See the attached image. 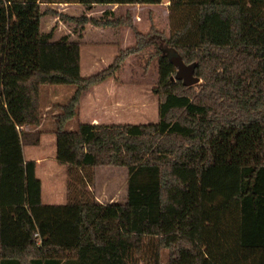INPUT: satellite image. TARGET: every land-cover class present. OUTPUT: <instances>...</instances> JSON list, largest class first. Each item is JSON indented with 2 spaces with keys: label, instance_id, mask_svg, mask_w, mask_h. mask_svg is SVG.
<instances>
[{
  "label": "trees",
  "instance_id": "trees-1",
  "mask_svg": "<svg viewBox=\"0 0 264 264\" xmlns=\"http://www.w3.org/2000/svg\"><path fill=\"white\" fill-rule=\"evenodd\" d=\"M46 1V2H45ZM0 0V264H264V0H169L168 37L131 16L65 17L49 0ZM94 5H159L161 0H74ZM130 27L135 44L110 66L80 73V43L53 40L41 20ZM152 35L198 83L185 87L159 49L153 124H65L83 92L117 76ZM75 85L54 119L55 161L66 171V204L44 205L35 162L42 86ZM97 166L127 170L126 198L99 204Z\"/></svg>",
  "mask_w": 264,
  "mask_h": 264
},
{
  "label": "rangeland",
  "instance_id": "rangeland-1",
  "mask_svg": "<svg viewBox=\"0 0 264 264\" xmlns=\"http://www.w3.org/2000/svg\"><path fill=\"white\" fill-rule=\"evenodd\" d=\"M64 1L74 2V0H49V2L54 3L43 4L42 10L52 9L57 13H62L65 17H80L85 15L90 18H100L104 12H110L111 18L124 17L127 13L131 16L133 27L138 32L146 35L151 25H153L158 33L164 37L169 36V0H161L159 5H137L130 6L131 8H129L126 5L113 7V4H105L94 5L88 9L81 4L77 7H72L62 6L58 3ZM124 7L129 8V10L125 12ZM126 28L130 30V41L132 38L135 44L132 29L130 27ZM81 29L80 25L59 20L57 17L46 16L41 20V32L48 33L52 31L53 40H58L62 36L68 35L71 41H76L80 37ZM90 30L91 32L88 33ZM114 31L116 29H101L92 26H87L83 30L82 38L78 41L80 43V73L82 77H89L110 66L113 58L118 53V47L113 46V41H111V39H117L116 33L111 34ZM117 35H120L119 32ZM109 40L110 42H108ZM145 41L148 42V45L145 47L144 53L140 56L133 57L128 63L123 62L120 64L117 70V76L113 80H107L110 88L115 90L124 88L130 91L128 100L130 103L129 120L120 121L121 124H153L158 121V105L154 92L158 81V50L162 49L169 56L173 55V51L167 49L163 42L156 41L152 35H148ZM96 46H99L98 53H105V58H100L99 61L91 64L90 62L93 59L89 53ZM75 90V85L42 86L40 88V105L45 115V122L40 129L42 133L41 142L38 147H25L23 150V155L27 159L44 156L47 161L48 171L46 174L42 175L38 171V176L42 182V200L45 205H62L66 201L65 190L67 177L64 167L58 166L55 162L56 146L53 134L54 119L52 114L55 116L60 113L58 106L67 103ZM112 98L110 100L111 107L113 106ZM114 98L118 100L120 97L117 95ZM116 107H119L117 103ZM81 108L79 106L78 115L65 124L64 130L74 131L78 124L86 122L88 118L86 116L87 113L81 111ZM97 114H101L100 111ZM127 177V170L124 167L97 166L93 169V181L90 191L94 198L96 196L100 198L104 197L103 202L105 204L110 202L109 197H114L113 199L116 200V203H123L126 197ZM161 263L167 264V251L162 252Z\"/></svg>",
  "mask_w": 264,
  "mask_h": 264
},
{
  "label": "crops",
  "instance_id": "crops-1",
  "mask_svg": "<svg viewBox=\"0 0 264 264\" xmlns=\"http://www.w3.org/2000/svg\"><path fill=\"white\" fill-rule=\"evenodd\" d=\"M61 5L62 6L77 7V6H79V3H73V4L63 3ZM58 7H60V6H58ZM113 7H117V5H114ZM61 8H63V7H61ZM124 8H125V12H127L129 10V8H131V7H129V8L124 7ZM87 26H90V25H87ZM87 26H85L83 30H85ZM101 29H105V28H101ZM89 32H91V30L88 31V33ZM118 32L120 35H117ZM129 32H130V30H128V28H126L124 26L116 29V31H114V32H111V34L116 33V38H117L116 40H113L110 37L109 38L111 39V41H113L112 42L114 44L113 46L118 47V52L120 50H125L126 48H129V47L134 45L132 38L130 37L131 41L129 39V36H130ZM113 38H115V36H113ZM79 40L80 39H77L76 41H79ZM108 42H110V40ZM98 47L99 46L93 47L92 48L93 51H91L89 53L90 57L93 59L92 62H90L91 64L96 63L97 61L100 60V58H105V53H103V54L98 53ZM144 51H145V48L142 51H140L139 53H136V54L130 56L125 62L128 63L130 59H132L135 56H140L141 54L144 53ZM117 55H118V53H117ZM109 57H111V56H109ZM111 80H113V79H111ZM129 92H130L129 90L124 89V88L119 89V90H115L113 88H110L108 81L102 82L101 84L94 86V87L90 88L89 90L83 92V94L81 95V98H80L79 106L82 107L81 111H84L85 113H87L86 116H88V118H87L85 123H90V124H94V125H97V124H99V125H125V124H121L120 121H128L129 120V115H130V103L128 101L129 100V94H130ZM117 95L120 97L118 100H116L114 98V96H117ZM112 96H113V98H112ZM111 98H112V103H113L112 107H111V101H110ZM116 103L118 104L119 107H116ZM79 106H78V109H79ZM98 111H100L101 114H97ZM102 113H106V114H102ZM43 116L45 117L44 114H43ZM52 116L54 119V117L56 115L54 116V114H52ZM54 121H55V119H54ZM44 122H45V118H43V121L39 127H37V128H24V130L30 131V132H40V129L43 126ZM41 137H42V133H41ZM41 137H40V142H41ZM36 147H38V146H36ZM24 148L25 147H23V150H24ZM30 157H31V155H30ZM23 158H24L25 162H29V161L35 162L36 176L41 181V179L38 176V171H40V173L42 175L46 174V172L48 171V166H47L48 164H46L47 161L44 158V156L27 159L23 155ZM65 174H66V171H65ZM65 195H66V190H65ZM95 198L99 204H105L103 202L104 197L100 198V197L96 196ZM113 198L109 197L110 202L107 203V205L108 204H120V203H116L115 202L116 200ZM41 200H42V182H41ZM42 203H43V200H42ZM65 204H66V201L62 205H65ZM46 205H51V204H46ZM52 205H56V204H52Z\"/></svg>",
  "mask_w": 264,
  "mask_h": 264
},
{
  "label": "water",
  "instance_id": "water-1",
  "mask_svg": "<svg viewBox=\"0 0 264 264\" xmlns=\"http://www.w3.org/2000/svg\"><path fill=\"white\" fill-rule=\"evenodd\" d=\"M170 60L176 68V78L181 80L185 87H190L198 83V80L193 77V66L185 65L180 56L176 54L170 56Z\"/></svg>",
  "mask_w": 264,
  "mask_h": 264
}]
</instances>
